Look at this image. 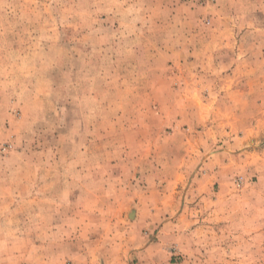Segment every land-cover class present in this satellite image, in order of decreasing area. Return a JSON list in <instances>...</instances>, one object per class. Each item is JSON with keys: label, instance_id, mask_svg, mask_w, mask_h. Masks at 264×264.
Listing matches in <instances>:
<instances>
[{"label": "rangeland", "instance_id": "1", "mask_svg": "<svg viewBox=\"0 0 264 264\" xmlns=\"http://www.w3.org/2000/svg\"><path fill=\"white\" fill-rule=\"evenodd\" d=\"M0 264H264V0H0Z\"/></svg>", "mask_w": 264, "mask_h": 264}]
</instances>
